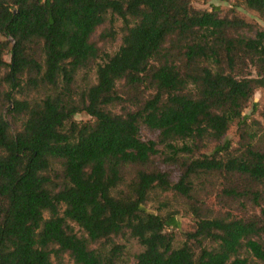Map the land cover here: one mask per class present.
Here are the masks:
<instances>
[{
    "label": "trees",
    "instance_id": "1",
    "mask_svg": "<svg viewBox=\"0 0 264 264\" xmlns=\"http://www.w3.org/2000/svg\"><path fill=\"white\" fill-rule=\"evenodd\" d=\"M192 1L0 0V264H264V29Z\"/></svg>",
    "mask_w": 264,
    "mask_h": 264
},
{
    "label": "rangeland",
    "instance_id": "2",
    "mask_svg": "<svg viewBox=\"0 0 264 264\" xmlns=\"http://www.w3.org/2000/svg\"><path fill=\"white\" fill-rule=\"evenodd\" d=\"M192 5L195 8L198 9H205V10H211L213 9L214 5H218L221 8L222 14H227L230 12H235L242 18H244L246 21L255 24L258 28L264 29V20L260 18L259 14L256 11H253L249 9L244 4H237L235 0H193ZM101 26L98 28L96 36L102 31V29L105 27ZM95 36V37H96ZM120 38L116 41L113 48L118 47L120 44ZM254 104H257V110H253ZM264 107V90L258 89L253 97V99L250 101V103L247 105L245 110L243 111V115H249L251 118H257L262 120L260 116V110ZM78 120H87L90 118L85 112H82L76 116ZM224 139H229L232 142L233 146H236L237 141L239 139V135L237 132V123L235 122ZM213 146H210L206 152H210L212 150ZM213 199V198H212ZM147 207L149 210L156 212L155 204L150 202ZM178 219L181 222V229L178 232V236L182 239L183 232L192 229L194 220L190 214H187L185 212H180L178 214Z\"/></svg>",
    "mask_w": 264,
    "mask_h": 264
}]
</instances>
